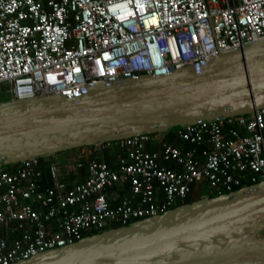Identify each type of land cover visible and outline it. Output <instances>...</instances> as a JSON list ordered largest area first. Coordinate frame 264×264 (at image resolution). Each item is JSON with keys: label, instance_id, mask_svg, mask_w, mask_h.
Instances as JSON below:
<instances>
[{"label": "built area", "instance_id": "built-area-1", "mask_svg": "<svg viewBox=\"0 0 264 264\" xmlns=\"http://www.w3.org/2000/svg\"><path fill=\"white\" fill-rule=\"evenodd\" d=\"M263 40L264 0H0V92L73 97L100 82L201 67ZM174 134L185 147L162 134L89 147L125 153L112 169L83 152L76 169L88 174L73 185L53 162L44 188L41 158L0 169V264L156 217L197 186L220 195L264 181V108ZM116 186L130 196L107 192Z\"/></svg>", "mask_w": 264, "mask_h": 264}, {"label": "water", "instance_id": "water-1", "mask_svg": "<svg viewBox=\"0 0 264 264\" xmlns=\"http://www.w3.org/2000/svg\"><path fill=\"white\" fill-rule=\"evenodd\" d=\"M264 108V40L201 67L0 102V169ZM264 181L14 264H264Z\"/></svg>", "mask_w": 264, "mask_h": 264}, {"label": "crops", "instance_id": "crops-1", "mask_svg": "<svg viewBox=\"0 0 264 264\" xmlns=\"http://www.w3.org/2000/svg\"><path fill=\"white\" fill-rule=\"evenodd\" d=\"M162 138L165 139V141L169 142L166 138H167V134H164L162 136ZM175 139H177L175 137ZM178 142H180L179 145H176L175 143H171L169 142L170 144L172 145H175V146H178V147H185V144H183L179 139H177ZM151 150H157L158 147L157 146H151L150 147ZM110 148H105L103 150H97L93 152V148H82V149H79V150H76V151H67L66 153L62 154V155H58V156H49V157H45L44 158V162L42 164V170H43V181H42V185L43 187H51L53 186V181L51 179V176H50V173H49V170H48V166L50 163H57L58 164V167H59V175H60V180L62 182H65V183H68L70 185H73L81 180H84L85 177L87 176V168L86 169H83L81 171H77V163H78V159L79 157L81 156V154L83 152H87L86 154L92 158V156L94 155H97L100 157V161H104V162H107V160L109 159L110 156H108L107 152H105L106 150H108ZM119 157H116L113 162L115 164V162L118 160ZM93 159V158H92ZM44 165V166H43ZM174 168H177L175 165H172ZM204 189H209V187H207L206 185H204L203 187ZM127 189V188H126ZM198 189H200L198 187ZM122 190H125V189H122ZM198 191V190H197ZM118 195L120 196V198H123L122 197V194L119 193V191H117ZM197 193V192H196ZM211 193V192H210ZM195 195V193H194ZM125 197H129L130 194H129V191L127 190V192H125Z\"/></svg>", "mask_w": 264, "mask_h": 264}, {"label": "trees", "instance_id": "trees-1", "mask_svg": "<svg viewBox=\"0 0 264 264\" xmlns=\"http://www.w3.org/2000/svg\"><path fill=\"white\" fill-rule=\"evenodd\" d=\"M175 130H172L169 134H167V140L169 141V142H171V143H175L176 145H179L180 144V142H178L177 141V139H175ZM80 149H82V148H80ZM148 149L149 150H151V148L150 147H148ZM76 150H79V149H75V150H72V151H76ZM105 152H109L107 155L108 156H110L109 157V159L107 160V164L110 166V168H112V169H115L116 168V162H115V164H114V162H113V160L116 158V157H122L123 156V154L125 153L122 149H120L118 146H115V145H113L112 146V148H110V149H108V150H106ZM64 153H66V152H63V153H59V154H57V155H55V156H58V155H62V154H64ZM45 158V157H44ZM44 158H41V162H42V164H43V162H44ZM92 158L93 159H96V160H101L100 159V157L99 156H97V155H94V156H92ZM44 166V165H43ZM16 167V165H10V166H8V167H6L8 170H12L13 168H15ZM43 168V167H42ZM68 184V183H67ZM69 185V184H68ZM248 186H251V184L250 183H246L245 184V187H248ZM204 187V185H201V186H199V188L200 189H204L203 188ZM242 187H240V188H237L236 189V191H238V190H240ZM117 189H119L118 191H119V193L120 194H122V197H124V195H125V192H127V190L129 189V186H127V189H125V190H122V189H124L123 187L122 188H119L118 186H116V187H113V188H111V189H108L107 190V192H109V193H113V192H115ZM200 189H198V186L197 187H195V190H194V193H195V195L193 194L192 196H190L188 199H187V201L185 202V204H187V203H192V202H195V201H197V200H200V199H203V198H206V197H215V196H218L219 194L218 193H210V191L208 190V189H206V191L204 192V193H196V192H199V190ZM198 190V191H197ZM118 227H121L120 225H113V226H111L110 228H118ZM110 228H108V229H110ZM93 234H96V233H90V234H88V236H90V235H93Z\"/></svg>", "mask_w": 264, "mask_h": 264}, {"label": "rangeland", "instance_id": "rangeland-1", "mask_svg": "<svg viewBox=\"0 0 264 264\" xmlns=\"http://www.w3.org/2000/svg\"><path fill=\"white\" fill-rule=\"evenodd\" d=\"M11 99V95H10V92L9 91H1L0 92V101L1 102H4V101H8V100H10ZM206 191V188L205 189H200L199 190V192H197V194L198 193H204ZM260 236L262 237V238H264V231L260 234Z\"/></svg>", "mask_w": 264, "mask_h": 264}]
</instances>
